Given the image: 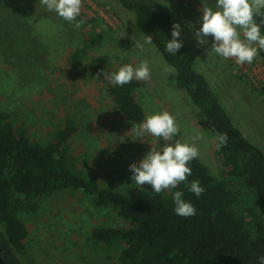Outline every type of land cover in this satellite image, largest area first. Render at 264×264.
<instances>
[{
	"label": "rangeland",
	"instance_id": "1",
	"mask_svg": "<svg viewBox=\"0 0 264 264\" xmlns=\"http://www.w3.org/2000/svg\"><path fill=\"white\" fill-rule=\"evenodd\" d=\"M19 1L0 0V111L9 114L15 127L27 129L33 141L47 142L55 125L72 119L79 125L70 147L74 170L117 192L150 190V185L140 186L131 180L129 166L143 159L151 147L160 150L162 142L174 141L131 132L132 126L140 123L128 120L117 108L108 92L107 76L95 59L106 58L112 72L147 60L150 79L138 80L135 90L145 118L169 112L180 129L174 139L182 142L192 143L191 137L203 133L204 139L196 141L198 158L215 177L222 178L215 136L198 125V109L187 92L176 87L175 70H169L173 68L155 45L145 44L143 50L134 47V41L143 43L145 35L137 30L134 14L119 0H82L77 20L85 23L80 28L49 11L40 0H28V8ZM157 1L169 9L173 24L181 25L180 40L192 52L196 69L207 78L233 123L264 152V51L244 65L234 58L207 54L212 38H206L207 46H199L194 39L201 26L199 9L206 0ZM216 2L207 0L209 5ZM28 13L39 17L42 37L29 38L28 21L15 24ZM256 19L259 23L260 18ZM17 28L23 29V40L12 37L2 50V37ZM261 33L264 35V26ZM88 38L97 39L98 44L83 52L81 61H69L78 49H88ZM245 193L252 206L263 211L253 195ZM21 219L28 230L23 253L8 243L0 226V253L8 264H114L122 244L111 248L96 244L90 239L91 232L99 226L129 225L114 208L97 207L90 196L75 189L43 198L36 212L22 213Z\"/></svg>",
	"mask_w": 264,
	"mask_h": 264
},
{
	"label": "trees",
	"instance_id": "2",
	"mask_svg": "<svg viewBox=\"0 0 264 264\" xmlns=\"http://www.w3.org/2000/svg\"><path fill=\"white\" fill-rule=\"evenodd\" d=\"M119 2L134 14L137 30L152 36L157 50L175 70L176 87L187 92L199 111L198 125L214 136L216 132L227 134V145L216 149L222 178L215 177L197 157L188 165L192 175L175 189L160 194L152 189L117 192L78 173L70 164L71 140L79 132L74 120L55 125L49 141L38 142L30 138L27 129L15 127L9 114L0 111V226L8 243L23 253L28 230L21 214L36 212L43 198L75 189L90 196L97 207L114 208L129 224L124 228L99 226L91 232L90 239L96 244L107 248L122 244L114 264H257V258L264 256V152L233 123L207 78L196 69L192 52L186 46L176 55L165 51L173 25L169 9L157 0ZM19 4L24 8L30 5L28 0ZM29 14L15 24L28 21L29 38L35 39L36 34L42 37L39 17ZM22 31L6 32L2 50L7 49L6 42L12 37L23 40ZM86 43L88 49H78L69 61H81L83 52L98 44L94 38ZM95 60L105 76L113 73L106 58ZM106 84L121 113L132 122H143L145 111L135 97L138 80L118 86L107 79ZM194 180L205 189L199 198L189 191ZM175 191H181L183 199L195 207V216L185 218L175 213ZM245 191L263 211L252 206Z\"/></svg>",
	"mask_w": 264,
	"mask_h": 264
},
{
	"label": "clouds",
	"instance_id": "3",
	"mask_svg": "<svg viewBox=\"0 0 264 264\" xmlns=\"http://www.w3.org/2000/svg\"><path fill=\"white\" fill-rule=\"evenodd\" d=\"M40 3L49 11H55L65 21L74 23L76 28L82 27L83 19L77 20L82 9V0H40ZM202 18L199 30L194 32V39L199 46H207V37L212 38V43L207 54H216L224 59L234 58L238 64H251L264 51V35L261 27L264 26V0H217L215 5H209L207 0L199 9ZM256 17H259L257 23ZM181 25L174 23L171 30V39L166 41L165 51L176 55L184 45L180 40ZM134 47L143 50L144 45H153L151 35L144 36V42L134 41ZM170 71L174 69L169 68ZM103 75L104 71L101 70ZM100 73H97L99 77ZM107 79L114 85L123 86L133 80L150 79V67L147 60L138 66L131 64L119 67L118 71L111 73ZM131 132L137 136L150 134L168 143L160 150L151 147V150L140 161L129 166L133 173L131 180L143 186L150 185L155 194L164 190L175 189L182 182H186L192 175L188 166L200 153L196 141L204 139V134L199 133L191 137L192 143L182 142L174 137L180 133L175 118L167 111L147 115L139 125L132 126ZM217 150L226 146L228 136L226 133H215ZM189 191L199 198L205 189L200 181L194 180L189 186ZM172 199L174 211L181 217L196 215L195 207L183 199L181 191H175ZM257 264H264V256L257 258Z\"/></svg>",
	"mask_w": 264,
	"mask_h": 264
},
{
	"label": "water",
	"instance_id": "4",
	"mask_svg": "<svg viewBox=\"0 0 264 264\" xmlns=\"http://www.w3.org/2000/svg\"><path fill=\"white\" fill-rule=\"evenodd\" d=\"M0 264H8L1 253H0Z\"/></svg>",
	"mask_w": 264,
	"mask_h": 264
}]
</instances>
